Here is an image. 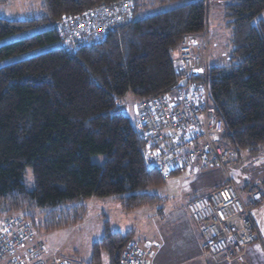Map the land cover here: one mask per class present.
Returning <instances> with one entry per match:
<instances>
[{
	"label": "trees",
	"instance_id": "obj_1",
	"mask_svg": "<svg viewBox=\"0 0 264 264\" xmlns=\"http://www.w3.org/2000/svg\"><path fill=\"white\" fill-rule=\"evenodd\" d=\"M115 1L41 0L39 16L0 17V218L23 215L37 233L50 232L82 222L88 209L81 201L90 197H112L127 212L165 202L156 189L166 179L148 165L123 98L131 93L142 102L178 89L187 74L173 52L184 37L206 30L209 6L136 0L134 19L102 41L66 47L56 27L61 17ZM226 3L234 47L229 61L189 81L208 87L224 123L220 143L239 157L256 155L264 146V21L257 20L264 0ZM170 4L138 17L140 9ZM97 155L103 160L94 161ZM133 235L106 221L87 264H106L105 257L121 264Z\"/></svg>",
	"mask_w": 264,
	"mask_h": 264
},
{
	"label": "built area",
	"instance_id": "obj_2",
	"mask_svg": "<svg viewBox=\"0 0 264 264\" xmlns=\"http://www.w3.org/2000/svg\"><path fill=\"white\" fill-rule=\"evenodd\" d=\"M135 0L106 2L83 12L65 15L56 24L69 48L102 41L111 29L134 18ZM181 69L191 78L198 74L188 36L180 46ZM136 128L145 141L147 163L168 179L173 172H198L199 166L217 165L228 181L197 197L190 211L202 237L203 255L231 263L259 239L256 217L245 203L230 170L238 153L220 143L224 123L210 103L206 85L191 82L185 90L162 94L136 105ZM201 162V164L199 163ZM130 240L121 264H151L152 245ZM34 224L23 215L0 218V264H74L51 260Z\"/></svg>",
	"mask_w": 264,
	"mask_h": 264
},
{
	"label": "rangeland",
	"instance_id": "obj_3",
	"mask_svg": "<svg viewBox=\"0 0 264 264\" xmlns=\"http://www.w3.org/2000/svg\"><path fill=\"white\" fill-rule=\"evenodd\" d=\"M140 1L141 0H139V2ZM205 1L209 6L206 30L198 37L188 36L189 43L193 45V56L196 58L195 61L197 62L196 67L200 70L198 74H203L211 65L228 63L229 56L234 49L230 20L225 15L227 0ZM40 2L41 0H9L8 4L0 6V17L19 19L39 16ZM134 4L135 10L137 7L136 0ZM175 4H179V2ZM175 4L165 5L156 9L150 7L147 11H141L142 9H140L138 17L166 10ZM259 18L264 21V11L257 20ZM27 34L28 33H26V35ZM56 45H59V43L51 45L50 47ZM66 47L68 46L66 45ZM179 49L173 52V58L177 68L180 70V65L178 63L180 57ZM187 79L188 84L186 86L179 87L172 93L179 90H185L191 83L189 78ZM139 102L140 100L131 93H128L123 98V104L127 106V113L133 122L137 116L136 105H138ZM93 160L100 162L103 160V156H94ZM199 163L201 164V162ZM204 167H207L208 169V171H206V177L204 178L206 187H217L228 181V178L221 167L217 165ZM231 167L232 169L230 172L238 191L256 217L257 232L259 233V239L250 244L241 259H237L234 264H264V146L256 155L248 152L243 153L238 157L237 163H234ZM199 179V177L190 176L186 171L177 172L172 174L158 189H156L157 192L167 200L164 204L166 214L170 211L178 210L188 203L190 196L194 195L193 187L197 185ZM197 197L193 198L191 201ZM191 201L189 203V209ZM81 202L85 203L88 209L87 215L82 222L75 226H68L55 231L47 232L43 230L37 233L39 238L46 245L47 251L45 255L49 259H68L74 264H87L92 259L93 243L100 240L103 236L106 221L109 222L110 228L114 230L118 227L120 221L119 218L122 217L120 216L121 213H132L136 211L135 216H127L130 224L135 226V230H141L146 234V232H149L151 229L152 224L150 223V219L147 220L149 223L146 222L143 224V219L150 218L149 215L152 211L160 217L157 205L143 206L134 211L127 212L123 209H119L121 206L119 201L112 197H90L83 199ZM142 224L146 225V227L143 228ZM132 240L136 241L140 246L144 248L146 247L134 238ZM202 244L201 237V247ZM201 255L203 257L196 261L193 260L191 261L193 263L190 262L189 264H206L205 260L210 259V257L203 255V251ZM104 261L107 264L106 257Z\"/></svg>",
	"mask_w": 264,
	"mask_h": 264
},
{
	"label": "crops",
	"instance_id": "obj_4",
	"mask_svg": "<svg viewBox=\"0 0 264 264\" xmlns=\"http://www.w3.org/2000/svg\"><path fill=\"white\" fill-rule=\"evenodd\" d=\"M182 171L186 170L182 169L178 172ZM206 171H208L207 167L202 165L199 166L198 172L194 174L186 171L190 176L200 178L197 185L193 187L194 195L190 196L186 205L166 214L164 204L167 200L165 199L162 205H157L160 217L152 211L149 215L150 218H141L144 220L143 224L146 222L149 223L147 221L148 219L151 220V229L146 234L141 230H135V226L130 224L127 216H135L136 211L132 213H121L120 216L122 217L119 218L118 227L113 229L122 232L133 231V238L139 243L142 245H152L154 253L151 257V264H189L193 260L200 259L203 257L201 255V234L192 218L189 203L193 198L207 194L218 187H206L204 179L206 177ZM119 209H122L121 206ZM142 227L145 228L146 225ZM236 261L234 260L228 263L221 257H210V259L205 260L206 264H234Z\"/></svg>",
	"mask_w": 264,
	"mask_h": 264
},
{
	"label": "water",
	"instance_id": "obj_5",
	"mask_svg": "<svg viewBox=\"0 0 264 264\" xmlns=\"http://www.w3.org/2000/svg\"><path fill=\"white\" fill-rule=\"evenodd\" d=\"M187 84H188V79L187 78H184V79H182V81H180V83L178 84L177 88L184 87Z\"/></svg>",
	"mask_w": 264,
	"mask_h": 264
}]
</instances>
